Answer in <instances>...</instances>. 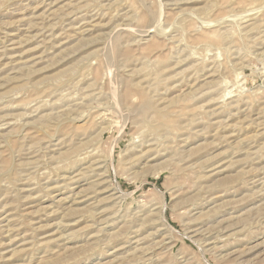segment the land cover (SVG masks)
Returning a JSON list of instances; mask_svg holds the SVG:
<instances>
[{
  "label": "rangeland",
  "instance_id": "obj_1",
  "mask_svg": "<svg viewBox=\"0 0 264 264\" xmlns=\"http://www.w3.org/2000/svg\"><path fill=\"white\" fill-rule=\"evenodd\" d=\"M0 264H264V0H0Z\"/></svg>",
  "mask_w": 264,
  "mask_h": 264
},
{
  "label": "bare ground",
  "instance_id": "obj_2",
  "mask_svg": "<svg viewBox=\"0 0 264 264\" xmlns=\"http://www.w3.org/2000/svg\"><path fill=\"white\" fill-rule=\"evenodd\" d=\"M213 169V168H212ZM80 183V182H79ZM72 184V183H71ZM98 189V188H97ZM99 194V193H98ZM114 195V194H113ZM100 208V207H99ZM150 220V219H149ZM166 224V223H165ZM148 235V234H147ZM166 244V243H165ZM121 251V250H120Z\"/></svg>",
  "mask_w": 264,
  "mask_h": 264
}]
</instances>
